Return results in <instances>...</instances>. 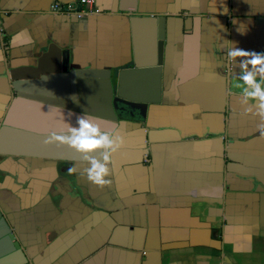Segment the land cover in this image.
Instances as JSON below:
<instances>
[{"label": "crops", "instance_id": "obj_1", "mask_svg": "<svg viewBox=\"0 0 264 264\" xmlns=\"http://www.w3.org/2000/svg\"><path fill=\"white\" fill-rule=\"evenodd\" d=\"M69 1L0 0V118L14 78L73 67H121L140 107L103 187L85 161L0 155V211L29 264H264L262 122L235 87L246 58L227 56L264 53V0H137L159 20L122 12L132 0L52 9Z\"/></svg>", "mask_w": 264, "mask_h": 264}, {"label": "water", "instance_id": "obj_2", "mask_svg": "<svg viewBox=\"0 0 264 264\" xmlns=\"http://www.w3.org/2000/svg\"><path fill=\"white\" fill-rule=\"evenodd\" d=\"M123 5L121 3L120 10L131 13L136 19L159 20L156 16L137 14V0ZM127 63L130 71L141 68L136 59L134 63ZM123 71L119 66L73 67L36 79L14 78L10 88L12 100L0 118V155L84 161L83 155L67 143L47 141L53 132L66 131L67 125L78 127L77 121L84 115L98 122L105 131L117 128L123 119L130 120L132 109L140 105L121 93ZM94 155L99 158V152ZM29 263L0 211V264Z\"/></svg>", "mask_w": 264, "mask_h": 264}, {"label": "clouds", "instance_id": "obj_3", "mask_svg": "<svg viewBox=\"0 0 264 264\" xmlns=\"http://www.w3.org/2000/svg\"><path fill=\"white\" fill-rule=\"evenodd\" d=\"M227 56L232 63L237 58H246L240 61L242 71L238 77L243 83H237L235 87L241 89V98L245 104L249 101L256 102L257 111L253 114L260 118L261 134L264 135V85L257 81V76L260 77V81H264V53L231 48ZM77 123L78 127L67 125L66 131L61 130L62 134L53 132L47 142L67 143L80 152L87 165H90L85 169L88 180L103 187L109 183L108 165L111 163L112 154L123 146V137L116 127L110 131L102 130L100 124L87 115L80 117ZM96 152H99V158L94 155ZM70 171L76 172V168Z\"/></svg>", "mask_w": 264, "mask_h": 264}, {"label": "built area", "instance_id": "obj_4", "mask_svg": "<svg viewBox=\"0 0 264 264\" xmlns=\"http://www.w3.org/2000/svg\"><path fill=\"white\" fill-rule=\"evenodd\" d=\"M52 9L58 13L71 14L78 18L85 17L89 14H100L101 9L97 0H73L69 2H55Z\"/></svg>", "mask_w": 264, "mask_h": 264}]
</instances>
